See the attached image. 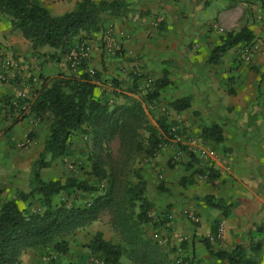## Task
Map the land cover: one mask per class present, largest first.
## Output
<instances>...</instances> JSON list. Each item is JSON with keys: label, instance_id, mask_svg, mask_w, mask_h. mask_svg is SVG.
<instances>
[{"label": "crops", "instance_id": "0c3cea01", "mask_svg": "<svg viewBox=\"0 0 264 264\" xmlns=\"http://www.w3.org/2000/svg\"><path fill=\"white\" fill-rule=\"evenodd\" d=\"M37 1L53 16L74 11L80 2ZM104 1L122 5L101 14L98 31L81 32L91 44L87 67L99 75L94 80V97L106 100L110 107L138 100L147 119L151 112L164 115L169 126L180 122L192 145L207 151V159L200 160L195 152L185 153L184 145L165 137L167 143L159 156L171 158L173 164L171 168L164 165L165 196L157 194L156 202L147 198L159 210L171 206L173 215L183 210L197 216V223L187 225L195 235L196 257L207 260L201 240L208 236L211 244L226 249L241 244L248 256L264 264V22L257 18L264 0ZM242 27L251 31L252 42H239L217 61H209L225 33ZM107 32L111 35L109 50L104 42ZM246 47L252 51L249 60L242 57ZM54 51L49 46L33 49L21 31L13 28L10 17L0 15V68L5 77L0 81V99L17 98L22 91L29 103L19 120L9 112L0 114V207L11 199L29 210L42 207L41 195L28 193L33 166L49 132L48 122L39 119L32 106L43 84L59 73L77 74L66 57H52ZM6 59L11 63L2 67ZM138 70L152 78V83L164 82L154 102L144 100L148 88ZM183 98L188 99V106L175 109L172 103ZM212 124L221 129L219 141L205 133ZM79 135L87 138L81 133L73 135L61 158L50 161L45 155L49 164L40 171L42 181L65 179L62 160L78 155ZM206 167L216 176L210 178ZM150 187L147 179V192ZM174 189L177 192L172 194ZM19 193L28 196L22 198ZM206 196L224 208L212 206ZM89 197L71 188L52 195L51 200L53 205L61 201L77 204ZM219 224L222 233L216 239L211 234ZM98 230L93 223L63 236L68 246L64 254H57L51 245L24 249L18 264H47L48 256L54 259L52 264H103L87 247Z\"/></svg>", "mask_w": 264, "mask_h": 264}, {"label": "trees", "instance_id": "16d2710c", "mask_svg": "<svg viewBox=\"0 0 264 264\" xmlns=\"http://www.w3.org/2000/svg\"><path fill=\"white\" fill-rule=\"evenodd\" d=\"M121 5V2L80 0L74 11L53 16L37 0H0V15L10 17L13 28L21 31L33 49L43 46L54 48L55 51L51 55L59 60L66 56L70 46L86 40L87 36L81 35V32L84 31L88 35L100 29L103 12L115 11ZM252 40L253 35L246 27L239 31L226 32L221 44L212 49L209 61H217L228 48L239 42L249 44ZM98 76L96 70L94 76H90L83 69L78 70L77 74L59 73L50 83L43 84L38 90L32 111L39 119L48 122L49 134L43 153L33 166L31 191L28 194L39 193L42 207L29 210L27 207H20L13 199L3 202L0 207V264H18L19 253L27 248H45L51 245L57 254H64L68 246L63 236L91 224L100 210L111 202L112 192L109 189L105 194L93 196L92 199L81 203L61 201L53 205L51 196L61 191L74 188L91 193L97 190V187L76 176H68L63 181H42L40 171L49 164L45 161V155L50 156V161L61 158L65 154L69 139L77 133L91 137L94 152L117 135L123 149L143 150L150 156L159 150L161 138L171 137L165 116L157 119L158 131L148 125L147 114L140 101L131 99L127 104L110 107L106 100L96 99L94 80L98 79ZM163 84L161 80L153 82L146 90L144 100L154 102ZM172 106L177 110L185 108L188 106V99L176 100ZM141 128L149 132L146 144L138 139ZM220 132L221 129L216 124L205 129V133L216 141L221 139ZM95 153L91 173L99 182L107 175L105 170L101 169V161ZM168 165L170 168L173 166L170 162ZM205 171L210 178L216 176L211 167H206ZM158 187L165 189L161 184ZM145 191L146 181L141 177L137 184L128 190L129 203L133 206L139 202L137 220L133 223L130 222L131 216H126V211L117 208L124 232V245L105 240L101 232H96L87 244L90 253L101 263L119 264L127 251L130 259L141 264H165L157 245L142 239L140 235L139 224L149 221L147 212L153 207ZM28 194L19 193V196L24 198ZM205 199L212 206L224 208L220 203L210 202L208 196ZM217 228L218 226L212 230L211 235L216 234ZM201 242L212 261L204 262L201 258L190 256V253L185 256V263L259 264L255 258L247 255L241 244L226 249L221 246L214 247L207 237ZM53 261L54 259H51L47 264H52Z\"/></svg>", "mask_w": 264, "mask_h": 264}, {"label": "rangeland", "instance_id": "374dc122", "mask_svg": "<svg viewBox=\"0 0 264 264\" xmlns=\"http://www.w3.org/2000/svg\"><path fill=\"white\" fill-rule=\"evenodd\" d=\"M161 116L164 115L149 112L148 125L158 131L157 119ZM159 132H161V130H159ZM148 135L149 132L146 129H139L138 139L144 144L147 143ZM77 139L80 146L79 153L77 156L62 160V176H64V178H66V175L67 177L76 176L88 181L90 184H95L97 190L88 194L86 193V196L90 195L89 200L92 199L93 196L105 194L111 189V202L100 210L97 218L91 222V224H96V227L99 229L97 232H101L105 240L114 244L124 245V232L120 224V214L117 208H122L126 211V216H131V223L137 220L136 214L138 212L139 202H136L133 206L129 203L128 190L130 187L137 184L139 177L145 181L149 179L152 184L149 191H145L147 197L151 196L156 202L158 199V197H156L157 194L161 193V196H165V190L167 188L161 190L158 186L161 184L165 188L164 165H167V163L169 164L172 159H165V156H159V154L162 151L163 145L167 143V140L161 138L159 150H157L156 154L150 156L143 150L129 151L123 149L120 138L117 135L106 143V145H103L100 150L98 149L99 151L95 150L96 153L93 151L94 148L90 136L85 138L79 135ZM183 150L185 153H188L187 150ZM94 153L99 157L101 169L105 170L107 175L99 182L95 180L96 176L91 173L92 162L95 158ZM199 159L202 160L201 158ZM175 192L177 191L174 189L172 194ZM73 198L77 200L76 196ZM147 217L149 218L148 222L139 224L141 238L147 239L151 243L157 245L158 252L165 264H187L184 262V258L188 254L187 252H190V256L192 255L196 258L195 235L192 233V230L189 229L190 226L187 225L191 223L193 225L197 222H193L183 210L173 215L171 206H166L162 210H159L153 205V207L148 210ZM155 234H158V237H156ZM207 238L209 237L207 236ZM213 246L219 247L215 244H213ZM203 261H212L209 254L207 260ZM119 264L141 263L137 260L130 259L127 255V251H125V255L121 257Z\"/></svg>", "mask_w": 264, "mask_h": 264}, {"label": "built area", "instance_id": "2783aa9c", "mask_svg": "<svg viewBox=\"0 0 264 264\" xmlns=\"http://www.w3.org/2000/svg\"><path fill=\"white\" fill-rule=\"evenodd\" d=\"M258 20L264 22V5H261L259 8V14L257 16ZM121 35H124V32H121ZM110 34L107 32L104 36V42L107 46V49H111V40H110ZM91 54V44L87 40H82L79 42H76L72 46L69 47L67 53H66V61L69 65V68L75 72H77L80 69H83V71L87 72L90 76H94L95 69L91 67H87V60L89 59ZM252 51L251 48L246 47L243 49L242 57L244 60H249L251 57ZM11 63L10 59H6L4 61V64L2 67H7ZM137 75L144 81L146 88H149L152 84V78H150L148 75H146L144 72L138 70ZM4 69L0 68V81L4 80ZM19 99L21 100L19 102ZM28 101L26 99V95L24 92L20 91L17 93V98L4 100L0 99V114L1 113H8L11 114L15 119L19 120L22 118V111L28 106ZM170 132L171 137L168 138L172 139L175 143H181L186 148L187 152L198 155L199 158L202 160L207 159V151L205 148L201 147H194L192 145V140L187 136V134L184 132V128L180 124V122L173 123L170 125ZM167 139V138H166ZM184 213L187 214V216L193 221L197 222L198 218L197 216L189 211H185ZM222 233V224L218 225L217 232L214 237L216 239L221 238ZM156 237H158V234H155ZM53 259L52 257L48 256L47 261Z\"/></svg>", "mask_w": 264, "mask_h": 264}]
</instances>
